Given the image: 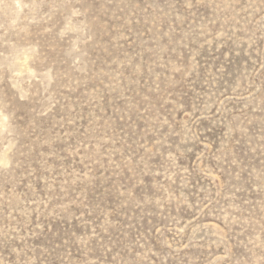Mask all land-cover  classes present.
I'll list each match as a JSON object with an SVG mask.
<instances>
[{"label":"rangeland","instance_id":"rangeland-1","mask_svg":"<svg viewBox=\"0 0 264 264\" xmlns=\"http://www.w3.org/2000/svg\"><path fill=\"white\" fill-rule=\"evenodd\" d=\"M0 264H264V0H0Z\"/></svg>","mask_w":264,"mask_h":264}]
</instances>
